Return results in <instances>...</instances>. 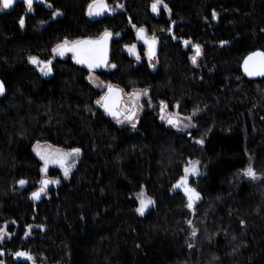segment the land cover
<instances>
[{
    "label": "trees",
    "instance_id": "16d2710c",
    "mask_svg": "<svg viewBox=\"0 0 264 264\" xmlns=\"http://www.w3.org/2000/svg\"><path fill=\"white\" fill-rule=\"evenodd\" d=\"M153 2L107 0L115 12L102 18L87 14L92 0H47L31 11L19 1L0 12V227L11 234L0 243L3 264H32L17 251L35 264H264V78L250 80L241 68L247 55L264 51V0H163L171 11L160 15ZM139 28L159 39L156 70L123 50ZM105 30L118 36L116 68L96 74L124 93L147 90L155 105L145 106L135 129L96 104L105 91L90 83L91 71L71 53L52 52L65 39ZM197 44L202 55L193 65ZM30 57L51 59L52 74ZM161 101L196 112V127L167 126ZM36 143L82 151L68 180L41 171ZM190 160L202 167L191 181L200 193L193 209L174 188ZM249 166L259 179L243 175ZM45 175L59 184L33 200ZM141 189L155 201L143 216Z\"/></svg>",
    "mask_w": 264,
    "mask_h": 264
},
{
    "label": "snow or ice",
    "instance_id": "6c2138e0",
    "mask_svg": "<svg viewBox=\"0 0 264 264\" xmlns=\"http://www.w3.org/2000/svg\"><path fill=\"white\" fill-rule=\"evenodd\" d=\"M15 0H0V12L10 9L13 7ZM24 3L27 5L29 11L32 10L33 0H24ZM51 7V5H49ZM118 7H123V5H118ZM152 11L154 13H159L161 8L168 9L167 5L163 3V0H154L152 3ZM110 9L107 4V0H92V3L88 5L87 14L90 17H98L103 15L105 12H109ZM55 15H61L59 12H55ZM213 17H216V13H213ZM20 27L23 28L25 21L23 18L19 20ZM135 28V25H133ZM112 33L108 30H105L104 33L96 39H83V40H74L69 41L65 39L63 43L58 44L55 48L52 49V52L55 56L64 57L67 53H72V58L79 65L85 66L89 71H94L97 68H102L108 66V44L109 40L112 38ZM137 38L142 40L143 43L147 46L148 49V59L151 61L155 55V45L156 38L153 36L151 38L147 37L145 33V29L139 28L137 29ZM175 38V37H173ZM185 47H187L191 42L185 40ZM127 51L130 55H134L137 60H140V55L136 52V45L133 44L131 46H126ZM194 55L191 57L193 65H197L198 58L202 55V49L200 45H193ZM30 62L36 65L40 72L47 76L52 74V60H40L37 57H30ZM111 68H116L115 64L110 65ZM243 70L248 76H264V51H255L251 53L244 61H243ZM91 79V76H89ZM107 91L101 96L100 99L96 101V104L102 107L105 112L112 116L117 120L118 123H129L133 129L136 128V124L138 121L136 120V107L133 105L132 107H124L122 109L121 93L123 89H115L111 84L106 85ZM5 91V87L3 82H0V95H3ZM147 90H143V92H133L131 95L135 98V100H139L141 95H147ZM150 103V101H149ZM168 105H166L163 101L160 103V119L164 120L167 124L172 127L180 129L181 119L178 116V113H167L165 110ZM175 107H179V105H175ZM196 112H193L192 116H195ZM123 116V119H121ZM192 116L184 117V120L191 121ZM185 128L187 127H196L195 124H185ZM196 143L203 144V139L197 140ZM34 151H36L37 155L44 162V167L41 169L42 172L47 174L48 165L54 164L58 165L61 169H63L64 177L68 178L71 172L72 167L74 166L73 158L79 157L81 154V150L79 148H73L71 151H64L61 149H51L50 146L46 150H41V146L37 143ZM189 166L184 168V175L180 178V180L174 185L176 189H182L184 194L188 198L187 207L189 209H193L194 201L200 199V193L197 192L194 188H191L188 184L189 176H197L200 175L199 171V161H189ZM243 175L251 178L257 179V175L255 171L249 166L246 170H244ZM20 187H24L28 182L26 180L21 179L18 181ZM41 187L39 190L32 192L31 198L33 200H39L42 194H46L47 188L49 184H59V180H49L44 179L41 182ZM140 206L136 209V211L143 216L147 209L155 204V201L146 195L145 192H141L138 195ZM15 223V221H13ZM191 224V221H189ZM8 226L4 225L3 228H0V243H3L5 237L11 238V234L7 231ZM29 233L31 232V227L28 229ZM196 235V229L193 228V236ZM4 253L0 251V256H3ZM17 259H24L26 261H31L32 264H35L34 257L27 251H17L13 254ZM0 264H3L0 261Z\"/></svg>",
    "mask_w": 264,
    "mask_h": 264
},
{
    "label": "rangeland",
    "instance_id": "374dc122",
    "mask_svg": "<svg viewBox=\"0 0 264 264\" xmlns=\"http://www.w3.org/2000/svg\"><path fill=\"white\" fill-rule=\"evenodd\" d=\"M162 9V8H161ZM160 9V10H161ZM166 11H168V10H166ZM160 11H159V13L157 14V13H155L156 15H160ZM168 13V12H167ZM146 33H147V37H149V38H151V37H155L156 38V45H155V56L157 57L158 56V51H159V48H160V43H159V39H158V37H156V35H149L148 34V32L146 31ZM135 45H136V52L140 55V60H137L136 59V57L134 56V55H130L129 53H128V51H127V48H126V46L125 47H123V50H124V52L130 57V58H132L134 61H135V63L137 64V65H139V64H141L142 62H144V61H147V63L149 64V66H151L152 68H153V70H156V68H157V66H158V60H157V58H155V59H152L151 61H149V59H148V49H147V46L146 45H142L141 43H140V41L139 40H137V42L136 43H134ZM133 45V44H132ZM131 46V45H130ZM141 47H143L142 48V50H141ZM194 55V51H193V54L191 55V57ZM154 58V57H153ZM197 62H199V58H198V60H197ZM111 65V64H110ZM110 65L108 66V69L107 70H109L111 67H110ZM89 76H91V79H89V77H88V79H89V81H90V83L95 87V88H97V89H100V90H106V85H108V83H106V82H104L95 72H91L90 73V75ZM133 92H143V90H134V91H132V92H125L124 93V101H125V106L124 107H132L133 105H135V107H136V119L138 118V117H140V115L144 112V109H145V106L146 105H148V108L149 109H152L155 105H154V103H152L151 102V99H150V97H149V95L147 94V95H141L140 96V99L139 100H135V98L131 95ZM149 101H150V103H149ZM165 112H166V114L167 113H178V116H179V118L181 119V125H180V129L181 130H178L177 128H175V127H172V126H170V125H168L164 120H161V121H163L164 123H166L167 124V126H169V127H171L172 129H174V130H176L177 132H180V133H187V132H189L190 130H192L193 128H195V127H187V128H185L184 127V125L185 124H194V116H192V120L189 122V121H187V120H184L183 118L184 117H189V115H183V114H180V112H179V107L177 108V107H175L173 110H170L169 108H167L166 110H165ZM159 115H160V110H159ZM36 145H37V143L34 145V147H33V152H34V154H35V156L43 163V165H44V162L40 159V157L37 155V153H36V151H34V149H35V147H36ZM39 145L41 146V150H46L47 148H49V146H50V148L51 149H61V150H64V151H71V150H66V149H62V148H59V147H56V146H53V145H51V144H48V143H39ZM81 158H82V151H81V154L79 155V157H76V158H73V163H74V166L72 167V169H71V172H70V175H69V177L68 178H65L64 177V173H63V169H61L58 165H54V164H49L48 165V169L49 168H53V169H56V170H58L59 172H60V175H61V177L64 179V180H68L70 177H71V175H72V173L75 171V169L77 168V166L79 165V163H80V160H81ZM190 161H195V160H190ZM189 162V161H188ZM188 162H187V164L185 165V167L186 166H189V164H188ZM184 167V168H185ZM199 171H200V175L202 174V167H201V163H200V165H199ZM183 175H184V169H183ZM182 175V176H183ZM200 175H197V176H189V179H188V184H189V186L191 187V188H194L193 186H192V180H196ZM44 178H48V179H50V177L48 176V175H45V177ZM257 179H259V177L257 176ZM51 180V179H50ZM52 180H56V179H52ZM256 180V179H255ZM195 190H196V188H194ZM145 192L146 193V195L148 196V197H150L148 194H147V191L145 190V189H141L137 194H136V199H137V202H138V207L140 206V204H139V199H138V195L141 193V192ZM197 191V190H196ZM151 198V197H150ZM152 199V198H151ZM153 200V199H152ZM200 202V199L199 200H196V201H194V204L195 203H199ZM155 205V204H154ZM154 205H152V206H150L148 209H147V211L145 212V214L151 209V208H153L154 207ZM139 214V213H138ZM144 214V215H145ZM0 228H3V226H1ZM5 239H8L7 237H5Z\"/></svg>",
    "mask_w": 264,
    "mask_h": 264
},
{
    "label": "water",
    "instance_id": "95a60500",
    "mask_svg": "<svg viewBox=\"0 0 264 264\" xmlns=\"http://www.w3.org/2000/svg\"><path fill=\"white\" fill-rule=\"evenodd\" d=\"M19 1H24V0H15V3H14V5L13 6H15ZM47 0H33V5H36V4H44L45 2H46ZM109 7V6H108ZM109 9H110V7H109ZM114 12L115 11H112L111 9H110V11L109 12H105L103 15H101V16H98V17H93V18H102V17H104V16H108V15H111V14H114ZM115 38H118V36H114V35H112V38L109 40V44H108V65H109V63H110V60H111V48H112V41L115 39ZM142 41V40H141ZM143 42V41H142ZM257 51H262V50H257ZM255 52V51H254ZM69 53H71V52H69ZM253 53V52H252ZM72 54V53H71ZM251 54V53H250ZM249 54V55H250ZM249 55H247L246 57H245V59L249 56ZM244 59V60H245ZM243 60V61H244ZM82 66V65H81ZM84 68H86L85 66H83ZM107 68H108V66H105V67H102V68H97V69H95L94 71H91V72H95V73H98V72H103V71H105V70H107ZM241 68H242V72H243V74H244V76L245 77H247L248 79H250V80H260V79H263L264 78V76H248V75H246L245 74V72H244V70H243V62H242V66H241ZM87 69V68H86ZM0 82H2L1 81V79H0ZM113 86V85H112ZM4 87H5V85H4ZM115 89H121V88H119V87H116V86H113ZM106 91H107V88H106V90H105V93H106ZM5 93H6V88H5V91H4V94L3 95H0V99L2 98V97H4V95H5ZM121 96H122V100H121V105H123L124 104V101H123V98H124V96H123V92L121 93ZM102 108V107H101ZM103 109V108H102ZM104 110V109H103ZM105 111V110H104ZM122 117V116H121ZM44 179H48V178H44ZM43 179V180H44ZM50 180V179H49ZM52 184H49L48 185V188L51 186ZM47 188V189H48Z\"/></svg>",
    "mask_w": 264,
    "mask_h": 264
},
{
    "label": "flooded vegetation",
    "instance_id": "af4514ba",
    "mask_svg": "<svg viewBox=\"0 0 264 264\" xmlns=\"http://www.w3.org/2000/svg\"><path fill=\"white\" fill-rule=\"evenodd\" d=\"M137 40H139L142 45H145L140 39H137ZM153 59H155V55H154ZM110 63H111V60H110ZM110 63H109V65H110ZM123 96H124V91H123ZM123 101H124V98H123ZM124 106H125V101H124V104L122 105V109L124 108ZM121 119H123V116L121 117Z\"/></svg>",
    "mask_w": 264,
    "mask_h": 264
},
{
    "label": "bare ground",
    "instance_id": "6f19581e",
    "mask_svg": "<svg viewBox=\"0 0 264 264\" xmlns=\"http://www.w3.org/2000/svg\"><path fill=\"white\" fill-rule=\"evenodd\" d=\"M169 125V124H168ZM48 173V172H47ZM50 188V187H49ZM178 190V189H177ZM181 190V189H180ZM182 191V190H181Z\"/></svg>",
    "mask_w": 264,
    "mask_h": 264
}]
</instances>
